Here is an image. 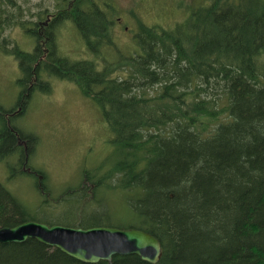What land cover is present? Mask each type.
<instances>
[{
	"label": "trees",
	"instance_id": "16d2710c",
	"mask_svg": "<svg viewBox=\"0 0 264 264\" xmlns=\"http://www.w3.org/2000/svg\"><path fill=\"white\" fill-rule=\"evenodd\" d=\"M118 12L113 0H56L27 20L17 0H0V48L17 58L21 86L19 111L7 117L14 108L0 104V158L18 159L12 176L31 175L45 206L50 191L60 200L59 223L143 229L159 239V260L86 262L29 237L0 242V264H264V0H209L173 27L138 19L139 50L119 57ZM65 21L92 58L61 51ZM13 26L34 38L32 50L4 35ZM52 76L76 83L99 106L113 150L109 166L84 169L85 182L57 195L42 170L31 167L39 179L22 169L21 139L30 154L37 135L13 121L32 92L50 91ZM116 191L121 223L110 221L108 195ZM25 220L56 223L0 184V227Z\"/></svg>",
	"mask_w": 264,
	"mask_h": 264
},
{
	"label": "rangeland",
	"instance_id": "374dc122",
	"mask_svg": "<svg viewBox=\"0 0 264 264\" xmlns=\"http://www.w3.org/2000/svg\"><path fill=\"white\" fill-rule=\"evenodd\" d=\"M208 2L209 0H113L119 11L114 15L115 23L112 27L118 57L121 53L139 50L135 37L138 19L147 25L158 23L173 27L177 22L187 19L194 9L206 6ZM17 3L23 11L21 17L33 20L31 12L36 13L46 7L53 8L56 0H17ZM4 35L13 39L25 51L34 47V38L18 26L5 29ZM58 43L61 51L70 58L93 57L71 21L61 24ZM19 76L17 58L0 48V104L5 108L16 109L15 112L21 109L18 103L21 93V86L17 82ZM49 81L50 91L32 92L24 111L13 121L22 132L37 135L28 163L43 171L47 186L57 195L80 180L86 181L82 176L84 169L109 166L113 150L108 126L93 99L86 96L74 82L53 76ZM20 150H23L22 146ZM17 166L16 157L9 155L0 158V184L33 208L39 216L48 217L55 224H62L59 221L65 216L66 207L60 204V200L52 199L51 191L48 196L50 200H47L45 206L31 175L12 176ZM108 198L116 217L110 221H125V214L117 209L124 202L123 192L109 193Z\"/></svg>",
	"mask_w": 264,
	"mask_h": 264
},
{
	"label": "water",
	"instance_id": "95a60500",
	"mask_svg": "<svg viewBox=\"0 0 264 264\" xmlns=\"http://www.w3.org/2000/svg\"><path fill=\"white\" fill-rule=\"evenodd\" d=\"M85 198L78 209L80 216ZM34 237L50 246L86 262L111 261L113 255L137 254L155 263L161 254L159 239L140 228L96 225L87 228L63 224H47L25 220L14 226L0 227V242L24 241Z\"/></svg>",
	"mask_w": 264,
	"mask_h": 264
},
{
	"label": "flooded vegetation",
	"instance_id": "af4514ba",
	"mask_svg": "<svg viewBox=\"0 0 264 264\" xmlns=\"http://www.w3.org/2000/svg\"><path fill=\"white\" fill-rule=\"evenodd\" d=\"M46 15H49V13H46ZM48 17L49 16H46L45 19L40 20L39 28H40L41 31H43V28H45L47 26L46 20H47ZM27 28H30V25L29 24H27ZM10 114H12V113L11 112H8L7 113V115H10ZM22 145H24V144L23 143H20V146H22ZM21 167H22V169H25V170L29 171V168H28V166L26 165L25 162L22 163V166ZM30 171H32L39 179L42 178V175L39 174V173H37V171L32 170V169Z\"/></svg>",
	"mask_w": 264,
	"mask_h": 264
}]
</instances>
